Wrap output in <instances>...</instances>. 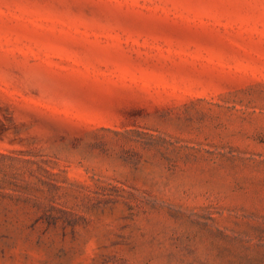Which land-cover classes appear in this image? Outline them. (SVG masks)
<instances>
[{"label": "rangeland", "instance_id": "rangeland-1", "mask_svg": "<svg viewBox=\"0 0 264 264\" xmlns=\"http://www.w3.org/2000/svg\"><path fill=\"white\" fill-rule=\"evenodd\" d=\"M0 264H264V0H0Z\"/></svg>", "mask_w": 264, "mask_h": 264}]
</instances>
